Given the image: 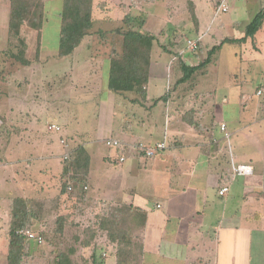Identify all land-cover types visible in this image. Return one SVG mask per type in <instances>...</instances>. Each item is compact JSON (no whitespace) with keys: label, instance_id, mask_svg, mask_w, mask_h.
Segmentation results:
<instances>
[{"label":"crops","instance_id":"1","mask_svg":"<svg viewBox=\"0 0 264 264\" xmlns=\"http://www.w3.org/2000/svg\"><path fill=\"white\" fill-rule=\"evenodd\" d=\"M125 4L120 25L107 26L114 18L106 16L100 21L106 26L95 27L92 1L88 34L71 53L61 54L60 9L51 20L43 0L42 25L36 30L24 20L14 36L10 0H0V50L21 76L18 81L15 73L9 75L12 87L0 108L6 119L0 121V135H6L0 158V264H8L5 234L15 199L29 208L28 202L45 206L42 199L49 198L48 213L69 219L70 203L82 188L84 199H101L105 212L120 204L134 217L132 238L124 245L132 251L129 264H264V18L253 35L244 32L264 0ZM223 13L229 15L217 18ZM127 17L133 29L154 37L143 95L108 88L114 52L104 37L127 29ZM97 35L103 41L96 42ZM187 40L196 42L204 58L189 56L197 49L191 51ZM214 46L218 49L200 65ZM21 48L26 63L16 57ZM226 48L233 57L229 70L219 59ZM184 62L195 67L187 78ZM213 68L216 78H208ZM110 139L122 147L108 145ZM161 142L164 148L151 157L135 147ZM79 147L87 162L82 187L75 165ZM73 184L76 193L70 194ZM222 187L227 189L220 194ZM32 223L41 235L46 222L33 217ZM94 239L102 254L97 264H116L117 242L107 235ZM90 243L85 250L94 246Z\"/></svg>","mask_w":264,"mask_h":264},{"label":"trees","instance_id":"2","mask_svg":"<svg viewBox=\"0 0 264 264\" xmlns=\"http://www.w3.org/2000/svg\"><path fill=\"white\" fill-rule=\"evenodd\" d=\"M32 1V2H29ZM10 15H9V30L14 36H18L19 27L24 20L28 21L29 26L33 28H39L41 25V19L43 16V0H10ZM91 11L92 0H63L60 12L58 13L60 21V38L59 44L61 54H69L73 48L79 43L80 39L88 34L91 27ZM264 18V8L259 10L253 18L246 24L244 32L245 36H251L257 31ZM125 20V19H124ZM131 17H127L125 24L128 28L124 30L114 29L110 31L112 39H110V47L112 48V54L110 58L109 71H108V88L111 91H136L138 94L143 95V86L147 81L149 55L151 43L154 37L149 34L141 33L133 29L130 25ZM106 33V32H105ZM102 33V34H105ZM101 35L100 37H102ZM19 44L23 48V40L19 39ZM117 44L118 47L115 45ZM22 48L18 51L16 56L22 63H26L23 58ZM118 51L115 52V49ZM218 49V46H214L206 59L202 64L209 61L210 54ZM184 68L187 71L184 73L183 78H187L194 71L195 67H188L186 63H183ZM76 161L81 172H76L81 176L82 170L86 171V157H83L84 150L80 148L76 151ZM71 167V164H70ZM80 179V178H79ZM82 181V179H80ZM127 209V208H126ZM10 221L8 230L6 231L7 238V253L8 264H18L21 262V257L26 252V246L29 240L23 235L19 234V230H34L32 223L33 217L31 211L22 200L15 199L10 205ZM125 210L124 212H126ZM111 214V213H110ZM62 217V216H61ZM132 217L129 214V221H132ZM134 218V217H133ZM120 219L125 221V216L120 214ZM107 223L113 225V218L103 219L99 222V228L107 231V236L111 241L117 242L116 249V264H129L127 260H130V254H132L131 248L124 245L130 241L131 228L125 226L122 228H114L108 226ZM61 223L55 228L60 233ZM98 228V229H99ZM94 234L95 230L90 229ZM125 231V232H124ZM89 244V241H85V245ZM56 257L59 264H70L69 258L63 253L58 252ZM93 263H96L95 255H93ZM101 262H99L100 264ZM131 263V262H130Z\"/></svg>","mask_w":264,"mask_h":264},{"label":"rangeland","instance_id":"3","mask_svg":"<svg viewBox=\"0 0 264 264\" xmlns=\"http://www.w3.org/2000/svg\"><path fill=\"white\" fill-rule=\"evenodd\" d=\"M92 1H94V5L96 8L95 9L96 15H95V21H94L95 27L96 26L97 27L106 26V24H103L102 22H100L101 19L105 18L106 16H109L110 18L113 17L115 19V21L113 19V23H109L110 25H107V26L112 27L115 25H120V22L122 21L120 19L123 13L125 12V9H123L122 5L125 4V1L130 2V3L133 2V0H129V1L128 0H92ZM29 2H32V1H29ZM44 2H46L45 15L49 16V18H51L52 20L53 19L52 17L54 16L56 17L58 13L57 9H61L63 0H44ZM229 2H231V0H227V3ZM161 7L163 8L164 6H161ZM175 9L178 10V8H175ZM251 9H253L254 11L255 8L251 7ZM163 10L166 12L168 8L165 7ZM177 12L179 13V11ZM228 15L229 13L218 14L217 18L219 17L223 18ZM41 25H42V19H41ZM35 29L37 30L38 28H35ZM111 37H112L111 35H108V36H105L104 38L108 40V39H112ZM94 38L96 42L103 41L102 38H100L98 35ZM109 47L110 46H107L106 48H109ZM100 48H103V47L100 46ZM189 56L192 58H196V57L204 58V56L198 51V49L196 53H191L189 54ZM31 57L33 56H30V58ZM10 58L11 57H9L7 54L4 53V49L0 50V98H1L0 108H4V101L2 100L4 99V95L8 94V88L10 89L12 87L13 81H11L12 77H10L9 75H11V73H15L14 78L17 77L16 80L18 81H20V78H21V76H18V72L13 71L15 69L14 65L16 63L14 60H12V58L11 59ZM219 59L220 60L222 59V61H220L221 65H224L226 67L228 64L230 65V63L233 60V57L230 55L229 50L226 48L223 54L221 55V57H219ZM226 68H228V70L230 69V67H226ZM207 76L208 78L211 76L213 77V79L216 78L215 69L213 68L212 74L209 70V74ZM255 86L256 84H253L252 88L254 89ZM20 93L26 94L27 92L25 90H22L20 91ZM0 121L3 123L4 121L6 122L5 113H3L2 111H0ZM24 121H25L24 118H22L21 123ZM1 122H0V131H2L4 128V125ZM5 138H6V135L3 132L0 135V158L1 159H3L1 155L4 149V146L6 144ZM3 162L4 161H1V163ZM20 167L22 166L20 165ZM109 169L111 170V172H114L115 170L113 166L110 167ZM83 175H84V170H82L81 176L79 175L77 176L78 177V180H77L78 187L83 186L82 184L83 182L80 180V179H83L82 178ZM1 176L3 178L5 176L4 173ZM65 186H67V184H65ZM74 189H75V184H73V190L69 191L70 194L76 193L75 192L76 190ZM84 190L85 189L82 188L77 191L78 199H76L75 202L78 204L70 203L69 207H71L70 209H72L74 213V214L72 213V216L69 217V219H72V221H69V219H65L61 217V215L55 216L53 213L49 214L48 213L49 207H48V204H46V203H50L49 201H51V199L49 198L42 199L45 206L35 205L36 202H39L38 200L34 201L33 203L28 202L29 208L34 209V213L33 214L31 213L32 214L31 216L36 219V222L37 221H39V223L46 222V225H45L46 228L44 231L41 232V236L43 239L41 243H37L35 241L29 240V243H27L28 245L26 246V252L21 257V262H20L21 264H59L56 260L57 259L56 257H58L57 255L58 252L59 253L61 252L64 255H66L70 260V264H94L92 263L89 257L95 254L97 255L96 259H99L102 256L101 252H99V255L96 252L97 246L95 244L94 236L95 234H99L101 236L107 235V231L105 229L98 227L99 222L103 219L113 218V225H110V223H107V225L112 228L118 227L119 229L120 228L124 229L125 226H129V224L132 225L131 224L132 222L129 221L130 218H129L128 212L127 211L124 212L125 210L122 207H120V204L115 205L114 208L112 207L113 208L112 210H110L111 208H109L105 212V209H104L105 207L101 203V199L99 200H91V199L85 200L84 199ZM35 212H36V215H35ZM37 213L39 214V217L37 216ZM120 214H123L125 216V219H126L125 221H122L120 219ZM59 222L62 224L60 233L54 230V228H57L59 226ZM3 224H5V220H3ZM0 228H3V226L0 225ZM90 229L95 230L93 231L95 233L92 234ZM0 233H4V232L0 231ZM95 238H97V235ZM86 240H89L91 242L90 246H92V242L94 244L93 247H89L87 250H85L86 247L84 246ZM2 244L3 243H0V247ZM2 249L4 250V246ZM97 262L98 260L96 261L95 264H97Z\"/></svg>","mask_w":264,"mask_h":264},{"label":"built area","instance_id":"4","mask_svg":"<svg viewBox=\"0 0 264 264\" xmlns=\"http://www.w3.org/2000/svg\"><path fill=\"white\" fill-rule=\"evenodd\" d=\"M221 11H225L226 10V6H222L220 8ZM187 46L191 51H195L197 49V44L194 41L191 40H187ZM258 93H260V91H258ZM54 127V126H52ZM225 128L224 124L221 123L220 124V130L223 131ZM106 143L108 145L117 147V148H121L122 144L116 140V139H110L107 140ZM165 144L163 142L156 144L155 146H144L141 143L138 144L136 147V149L141 152V154L145 157H151L156 153V150H162L164 148ZM67 156H64V159ZM119 160H123V156H120L118 158ZM240 171H245L244 168H239ZM68 189H70V187L68 186ZM227 187H222L221 190L219 191L220 194H222L224 191H226ZM19 234L23 235L25 238H27L30 241H35L37 243H41L43 241L42 236L40 234H38L37 232H33L30 230H19L18 231Z\"/></svg>","mask_w":264,"mask_h":264}]
</instances>
